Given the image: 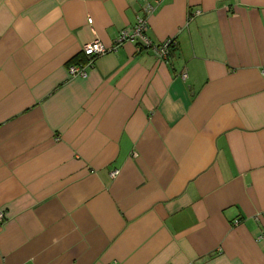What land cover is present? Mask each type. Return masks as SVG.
Listing matches in <instances>:
<instances>
[{
  "label": "crops",
  "instance_id": "obj_1",
  "mask_svg": "<svg viewBox=\"0 0 264 264\" xmlns=\"http://www.w3.org/2000/svg\"><path fill=\"white\" fill-rule=\"evenodd\" d=\"M0 211V264H264V0H0Z\"/></svg>",
  "mask_w": 264,
  "mask_h": 264
},
{
  "label": "built area",
  "instance_id": "obj_2",
  "mask_svg": "<svg viewBox=\"0 0 264 264\" xmlns=\"http://www.w3.org/2000/svg\"><path fill=\"white\" fill-rule=\"evenodd\" d=\"M147 11V13H151L152 7L150 5L147 6ZM88 21H91V18H88ZM148 28V17L142 15L137 17L132 25L125 26L119 31L112 46H106L102 42H91L84 45L81 51L85 56H87V60L85 62L69 63L67 66L69 77L86 78L89 73V68L93 65L94 60L98 56L113 50L118 44L125 41L136 42L138 50H151L159 59L166 60L169 56L170 50L176 44L175 38L170 37L161 42H156L148 34ZM182 77L185 78L186 73H183ZM116 173L117 170L113 172V174ZM4 217L5 213L0 211V223L3 222Z\"/></svg>",
  "mask_w": 264,
  "mask_h": 264
}]
</instances>
